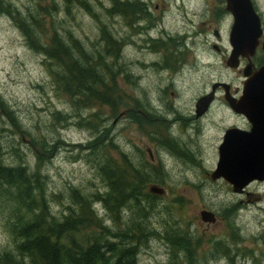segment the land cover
I'll list each match as a JSON object with an SVG mask.
<instances>
[{"label":"rangeland","instance_id":"obj_1","mask_svg":"<svg viewBox=\"0 0 264 264\" xmlns=\"http://www.w3.org/2000/svg\"><path fill=\"white\" fill-rule=\"evenodd\" d=\"M115 1L0 0V158L6 163L25 166L29 173L46 174L49 194L67 198L71 196V188L82 186L89 196L98 190L104 192L95 168L87 161L95 145L104 142L108 146L112 142L113 147L120 148L119 151L110 149L113 158L123 152L141 159L140 151L146 159V148H149L155 158L160 159V168L144 167L142 171V160L132 165L154 178L152 184L162 188L165 194L156 200L153 211L145 210L144 235L139 233L137 237L140 239L137 264H170V254L175 252L170 243L173 227L185 235V239L179 238L181 241L177 242L178 248L185 249L178 252L177 264H264V182L253 181L241 194L233 193L224 180H211L210 176L215 169L216 147L222 130L235 123L234 118H228L224 109L217 110L219 104L216 103L207 122L204 121V134L196 136L194 127L185 121L193 112L195 99L204 90L209 91L217 79L237 85L236 74L224 68V57L203 44L205 33L210 30L208 39L212 42V30L217 29L223 50L228 48L232 16L226 11L225 1L129 0L133 5L140 3L133 12L138 23L144 21L140 12L145 8L142 4L148 6L146 18L154 27L150 36L178 42L180 48L184 46L189 52L181 51L180 56L200 59L189 60L180 72L172 75L158 73L148 65L161 56L158 51L175 50L173 43H154L152 47H158L154 49L146 47L144 37L138 36L136 29L134 36L131 35L133 40L124 43L123 39L130 35L122 16L107 12ZM252 3L261 18L264 33V0H252ZM12 6L21 13V21L27 22L30 14L40 20L43 27L38 29L32 23L31 31L35 35L28 39L24 23L18 22L20 29L13 19V12H17ZM130 9L133 8L126 5V10ZM102 30L111 34V40L116 42L114 50L119 47V53L93 62L95 71L89 70L88 74L95 80L89 78L82 85L88 106L73 108L72 100L53 82L51 71L56 66L48 59L45 45L52 35L64 36L67 31L74 33L87 51H101L106 55ZM183 37L194 44L183 43ZM65 44L70 46L67 40ZM41 45L40 52L31 49H41ZM63 61L65 65L69 62L66 58ZM135 62H144L146 66H137ZM172 81L171 90L176 92V99L172 102L164 97L162 102L164 106L171 104L172 108H160L159 114L150 110L149 120L153 124L145 129L134 125L136 119L130 113L125 114L127 109L144 107V100L154 101L161 87ZM55 112L60 115L54 116ZM156 116L162 119L161 125L152 119ZM116 118V127H113ZM91 121L93 127L88 125ZM156 127H160L158 131ZM150 132L151 137L147 134ZM159 133L163 138H159ZM126 141L137 150L126 146ZM202 163L210 173L203 172L198 165ZM1 204L4 203L0 201L2 255L12 248L13 239L6 225L9 206ZM93 206L100 216L106 214L99 203ZM58 208L57 204H51L53 212ZM202 210L212 212L215 221L203 222ZM126 212L124 225L133 215ZM173 221H176L175 226Z\"/></svg>","mask_w":264,"mask_h":264},{"label":"trees","instance_id":"obj_2","mask_svg":"<svg viewBox=\"0 0 264 264\" xmlns=\"http://www.w3.org/2000/svg\"><path fill=\"white\" fill-rule=\"evenodd\" d=\"M121 1L116 0L113 8L107 12L122 16L126 26H130V20L135 18L132 17L133 12L138 10L140 3L133 5L129 0ZM126 5L133 9L126 10ZM17 10L15 8L17 13L13 12V19L20 29L18 22L24 23V34L29 39L35 35L31 31L34 28L31 27L32 23L38 29L43 25L30 14L27 22L21 21V13ZM102 33V37L106 39V55L101 51H87L75 34L67 31L64 36L52 35L45 45L44 51L48 54V59L53 60V65L56 66L51 71L53 82L60 92L66 93L72 100L73 108L88 106L89 102L84 100L87 95L82 85L89 78L95 80L93 75L88 74L89 70L95 71L93 62L119 53V47L114 50L116 42L111 40V34L106 30H102ZM66 40L69 42V48L66 47ZM123 41L126 43L128 39ZM42 46L41 49H31L40 52ZM165 54L170 55L168 52ZM64 58L69 61L66 63L68 66L65 65ZM2 108L5 109L3 106ZM55 115L60 114L55 112ZM67 119L66 116L65 120ZM88 125L93 127L92 121ZM110 149L115 151L112 142L108 146L101 142L91 149L92 154L90 153V158L87 159L89 164L92 163L93 169L95 168L104 192L98 190L89 196L86 188L82 186L80 189L71 188V196L67 198L49 194L46 174L39 176L37 172L29 173L25 166L6 163L0 158V201L4 203L1 205L9 206L10 215L6 225L13 239L12 250L7 247L8 250L0 254V264H137V242L140 241L137 237L139 233H143L145 210L148 208L153 211L156 200L162 199V196L152 194L149 188H145L146 185H153L154 178L137 167L132 165L133 168H124V171L119 173L115 167L120 166H116ZM68 199V204L63 205ZM52 203L59 206L56 213L51 209ZM97 203L106 210L104 216H100L95 210L93 205ZM165 209L168 211L169 208ZM126 211L133 215L126 221L128 224L124 225L122 222ZM173 225H176V221H173ZM171 229L170 243L175 252L170 254V264H177L178 252L185 250L178 248L177 242L181 241L179 238L185 239V235L176 227ZM135 239L137 241H134ZM176 255L178 259L175 260ZM225 255L228 256V253Z\"/></svg>","mask_w":264,"mask_h":264},{"label":"water","instance_id":"obj_3","mask_svg":"<svg viewBox=\"0 0 264 264\" xmlns=\"http://www.w3.org/2000/svg\"><path fill=\"white\" fill-rule=\"evenodd\" d=\"M224 1L233 18L229 33L232 50L227 63L229 67L236 68L240 56L249 58L255 55L263 29L251 0ZM262 51L264 53V42ZM211 94L198 100L196 111L199 115L207 110ZM228 103L234 112L245 117L251 127L248 131L234 128L225 132L216 168L210 176L211 180L227 182L233 193H242L251 182L264 180V65L244 83L240 99H229ZM149 192L159 196L165 194L157 185H151ZM200 219L213 223L215 216L202 210Z\"/></svg>","mask_w":264,"mask_h":264},{"label":"flooded vegetation","instance_id":"obj_4","mask_svg":"<svg viewBox=\"0 0 264 264\" xmlns=\"http://www.w3.org/2000/svg\"><path fill=\"white\" fill-rule=\"evenodd\" d=\"M142 5H143L142 7L145 6V8H146V9L144 8V10H140V12H142L141 19L144 21L142 23H138L139 20L136 18H132L130 20L131 25L127 26V29L129 30L128 35H130V37L127 38L128 42L130 40L131 41L133 40V38H131V35L134 36V29H136L137 31H139L137 33L138 36L144 37L143 41L145 42L146 47L152 48L154 43H160L161 45H163V43H168L169 41H167V40L164 41L159 36L158 37L150 36V33L152 32L154 27H152L150 21L147 20V18H146V15L149 14L148 6L146 4H142ZM132 17H134V16H132ZM231 19H232V23H233V18L231 17ZM261 25H263V24L261 23ZM230 29H231V27H230ZM230 29H229V33H230ZM229 33H228V38H227L228 48H225V50H223V48H222L221 38L219 36V31L217 29L212 30V36L214 38V40L212 42H210V39H208V35L210 34V30H208L205 33L206 35H205V38L203 40V44L210 47L211 49H213L215 51V53L224 57L222 59V63L224 65V68L227 71L231 72L232 74H234V75L236 74L237 78H236L235 82L237 81V85L234 86L231 81H225L223 78L217 79L215 82H213L210 85L209 91L204 90L202 92V94H200L195 99V103L193 106V112H191V116H189V118H186V120H185V121H189L191 126L194 127L195 135L200 136V135L205 133V130L203 127V126H205L204 121H206L207 117L210 115L212 108L214 107V105L216 103L219 104L217 107L218 108L217 110L222 111V109H224V113H225V115L228 116V118L229 117L234 118L235 123L233 122V123L227 125L222 130V135H221L219 143L216 147V164L218 162L219 146L221 145V143L223 141V137L225 135V132L229 129H234V128L244 130V131H248L251 127L243 115L234 112L230 108L228 101H229V99H235V100L240 99V97L242 96L244 83L254 74L255 71H257L260 67H262L264 65V53L262 51V43L264 42V38H263L264 36H263L260 39V43H259L258 47L256 48V52H255L254 56L249 57V58L240 56L239 60L237 61L238 66L236 68L229 67L227 62H228V59H229V56H230V53L232 50V47H231V44L229 41ZM183 39H184L183 43L186 42L187 44H189V43L194 44L190 40H189V42H187L188 39H186V37H183ZM192 39H194V37ZM160 41H162V42H160ZM169 43L170 44L173 43V47L175 50L169 51L168 52V53H170L169 56H166L165 52H163V51H158L157 53L160 54L161 56H157L152 62H150V65H148V67L150 66L151 68H153L154 71H156L158 73L162 74L165 72L166 74L168 73V74L172 75V74L180 72V70L188 64L189 60H200L198 57H195V56H190V55L180 56V54L182 55V52H184L185 54L189 53L187 48H185L184 46L180 48L178 42L171 41ZM182 49H184V50H182ZM133 64H134V62L131 61L130 62L131 67H133ZM135 64H137V66L139 65L140 67H143V68H145V66H146V64L144 62H138V63L135 62ZM169 78L171 79L172 77L170 76ZM224 85H226V86H224ZM213 87H215V88L213 89ZM171 89H173V81L170 82V85L163 87V88L161 87L160 93H158L157 98L154 99V101H152L151 99L146 100V101L144 100V103H143L144 107H142V108H138V107L137 108H134V107L131 108V107H129L131 109H127L128 111L125 114L130 113L131 114L130 116L133 119H136L134 122V125L139 126L140 128L147 127L148 124L152 123L149 120L150 110H154V111L156 110L155 112L157 114H159L158 110L160 108L161 109H164L165 107L172 108L171 104H169L168 106H164L162 104L164 97H166V98L169 97L172 102L176 99V96H175L176 92H174ZM210 93H212L211 94L212 100H211L209 106L207 107V110L204 113L199 115L196 111V104L200 98H202L206 95H209ZM142 109H144V111ZM156 117L157 118H152V119L161 125V122H163L162 119L159 118L158 116H156ZM140 119H142V120H140ZM117 120H118V118H116V120L113 122V127H116L115 125L117 123ZM237 120L241 121L243 124H239ZM159 128L160 127H156L157 131L159 130ZM154 133L158 135L157 132H154ZM147 134L149 135V137L152 136V132L147 133ZM147 134H146V136H147ZM168 134H169V132H168ZM159 138H163V136L160 133H159ZM156 141H159V139ZM125 145L130 147L131 149L137 150L136 147H131L130 143L127 144V141H126ZM161 148L166 149L163 146H161ZM115 150L119 151L120 148L115 147ZM162 151L165 152L164 150H162ZM138 153L141 155V159L138 156H130L129 157L127 154L120 152L118 157L115 158L114 162L116 163V166H120L121 169H119V167H116L115 169H118V171L120 173V171H122V172L124 171V168L125 169L126 168H133L132 164L135 163L136 160H138V161L142 160L143 171H145L144 167L145 168H149V167H151V168L152 167H154V168L159 167L160 168V159L157 160L155 158V155L151 152V150L149 148H146V155L148 156V158H146V159L144 158L143 154L140 151H138ZM123 160H124V165H123ZM155 162H157L158 165H155ZM216 164L214 165V168H216ZM198 165H200L202 167V169L204 170L203 172L205 174H208V172L209 173L211 172V170L204 168L206 166L203 163L198 164ZM257 182H264V180L263 181H257ZM226 184L229 186V184L227 182H226ZM153 185H155V184H153ZM229 187H231V186H229ZM231 191H232V187H231Z\"/></svg>","mask_w":264,"mask_h":264},{"label":"bare ground","instance_id":"obj_5","mask_svg":"<svg viewBox=\"0 0 264 264\" xmlns=\"http://www.w3.org/2000/svg\"><path fill=\"white\" fill-rule=\"evenodd\" d=\"M257 12V11H256ZM258 14V13H257ZM259 15V14H258ZM260 17V16H259Z\"/></svg>","mask_w":264,"mask_h":264}]
</instances>
